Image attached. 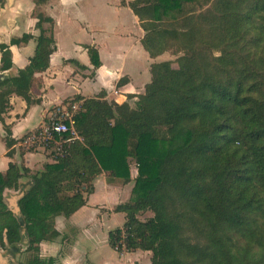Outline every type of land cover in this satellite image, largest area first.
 Segmentation results:
<instances>
[{
	"label": "trees",
	"instance_id": "1",
	"mask_svg": "<svg viewBox=\"0 0 264 264\" xmlns=\"http://www.w3.org/2000/svg\"><path fill=\"white\" fill-rule=\"evenodd\" d=\"M48 2L33 0L35 51L24 69L0 83V120L11 95L31 104L35 74L47 70L56 50L55 22L42 11ZM120 4L137 17L148 56L171 52L176 60L150 65L144 93L130 96L137 98L133 106L102 94L64 102L79 103L80 139L67 155L35 174L11 162L0 173V247L21 239L4 192L19 191L28 178L18 207L29 256L18 264H57L40 255V244L58 238L55 218L84 207L94 180L105 173L111 185L132 184L129 199L113 208L125 219L108 234L118 253L150 252L151 264H264V0ZM84 48L98 69L97 49ZM0 52L7 71L8 46ZM13 143L5 139L8 158ZM144 213L152 217L141 221Z\"/></svg>",
	"mask_w": 264,
	"mask_h": 264
},
{
	"label": "crops",
	"instance_id": "2",
	"mask_svg": "<svg viewBox=\"0 0 264 264\" xmlns=\"http://www.w3.org/2000/svg\"><path fill=\"white\" fill-rule=\"evenodd\" d=\"M102 9L105 16L98 18L94 14L96 7L88 0H49L42 7L44 14L55 22L56 50L50 57L47 70L35 74V83L30 91L31 104L27 105L17 95L9 98V106L0 120V140L5 148L0 173L6 172L10 162L24 166L32 173L43 171L46 164H53L54 160L46 154L24 151L19 144L26 134L45 123L57 108L73 105L64 104L66 100L77 95L94 98L102 94L107 102L133 106L137 98L130 96L144 93V87L150 81V65L157 63L160 57L151 59L144 51L140 43L144 32L129 8L122 6L119 0H110L105 1ZM34 11L33 0H0V45L8 46L12 63L9 70L1 71L0 52V83L4 82L1 77L5 80L15 77L19 70L29 64L34 54L38 36ZM23 35L34 38L19 45L11 43ZM85 46L97 49L101 62L98 69H93ZM120 80L122 84L118 85ZM74 104L79 106V103ZM7 138L14 142L8 149L13 154L10 158L6 156ZM36 166H40L39 169H35ZM25 180L20 182V192H4L9 210L12 203L18 205L20 193L25 192L32 182ZM25 185H28L26 189ZM130 185H111L106 181L105 173L99 175L93 182V192L86 197L84 207L69 218H55V229L59 236L52 242L41 243L40 255L56 259L57 264H151L150 252L118 253L109 246L108 236L106 241L98 243L100 236L91 230L95 223L103 222L106 212L114 214L113 208L122 204H114L116 200L120 202L123 194L119 189ZM99 192H104L107 197L116 195L117 198L112 203H105L99 198ZM87 219L89 225L84 223ZM61 221H64V230L59 229ZM123 224L118 228L121 229Z\"/></svg>",
	"mask_w": 264,
	"mask_h": 264
},
{
	"label": "built area",
	"instance_id": "3",
	"mask_svg": "<svg viewBox=\"0 0 264 264\" xmlns=\"http://www.w3.org/2000/svg\"><path fill=\"white\" fill-rule=\"evenodd\" d=\"M78 105H67L52 112L45 123L26 134L20 147L26 151L42 152L54 161L67 155L73 141L80 138L75 131Z\"/></svg>",
	"mask_w": 264,
	"mask_h": 264
},
{
	"label": "rangeland",
	"instance_id": "4",
	"mask_svg": "<svg viewBox=\"0 0 264 264\" xmlns=\"http://www.w3.org/2000/svg\"><path fill=\"white\" fill-rule=\"evenodd\" d=\"M105 1H110V0H88V3L90 2V4L93 5V7H96V11L94 12V14L98 15V18H103L105 16V10L102 9V7L105 6ZM120 1V0H119ZM126 2H128V0H125ZM86 2V1H85ZM85 2H83V4H85ZM145 55H147L145 53ZM161 60H164V61H172L174 62L176 60V56L175 55H172L171 52H166L164 53L163 55L160 56L159 60H157V62H160ZM173 67H176L175 63L173 65ZM4 143L0 140V167H1V164L3 163L4 161V158H3V153H4ZM25 151V149H23ZM19 158V155L17 156ZM41 157H39L40 159ZM132 168H131V172H132V175L135 176V173H136V170H135V165L132 163ZM40 166H36L35 169H39ZM29 174H35V172H31L29 171ZM29 179L26 178L25 182H27ZM26 186V185H25ZM132 184L128 187H126L125 189H119V191H122L123 194L121 195L120 197V202H118L116 200V202L114 204H117V203H123V202H126L129 198V195H130V188ZM28 187V185L25 187V189ZM24 188V187H23ZM28 189V188H27ZM26 189V190H27ZM11 196V194H10ZM14 196V195H12ZM99 198L104 200L105 203H112L113 201H115V199L117 198L116 195H113V196H106L104 194V192H99ZM115 214V213H114ZM109 214V213H105L104 214V218H103V222H98V223H95L93 225V227L91 228L92 231L94 232H97V236H100V239L101 241H99L98 243H103L104 241L107 240V236H108V232L111 231V230H114L116 228H118L120 225L123 224V215L122 214ZM152 217V214L151 213H144L142 215H140L139 219L141 221H145L147 220L148 218H151ZM64 221H61V224L59 223V229L61 230H64L66 229L65 228V224H62ZM66 222V221H65ZM84 223L86 225H89L90 224V221L87 219L84 221ZM27 247V244L23 242H20L19 244H17L14 248L17 250V252H14L13 250H10L9 251H6V249H3V250H0V254L3 255V258H4V255H8V254H12L14 257H15V261L14 263L12 264H18L20 263L21 261H24L26 259L27 256H29V254H26L25 253V249ZM109 252H111V249H108ZM42 254V253H41ZM6 255V256H7ZM2 258V260H3ZM6 258V257H5ZM44 258V257H43Z\"/></svg>",
	"mask_w": 264,
	"mask_h": 264
},
{
	"label": "water",
	"instance_id": "5",
	"mask_svg": "<svg viewBox=\"0 0 264 264\" xmlns=\"http://www.w3.org/2000/svg\"><path fill=\"white\" fill-rule=\"evenodd\" d=\"M1 79L3 81H5L4 77H1ZM24 194H25L24 191H22L20 193L18 201L24 196ZM10 210L12 211V213L14 214V217L16 218L17 222L20 225L19 233H20V237L22 239V242H23V244L26 243L27 246H28L29 242H28V236H27V232H26V228H25V223H24L23 217H22V215L20 213V209H19L18 205H15V203H12ZM5 244H6V246H5L6 247V251H9V252H10V250L14 251V249H15L14 247L15 246L9 245L6 241H5ZM14 252H17V250L15 249ZM6 255H4V258H3V255L0 254V264H12V263H14L15 257L12 254H8L7 256ZM2 258H3V260H2Z\"/></svg>",
	"mask_w": 264,
	"mask_h": 264
},
{
	"label": "flooded vegetation",
	"instance_id": "6",
	"mask_svg": "<svg viewBox=\"0 0 264 264\" xmlns=\"http://www.w3.org/2000/svg\"><path fill=\"white\" fill-rule=\"evenodd\" d=\"M22 191V190H21ZM19 192H20V190H19ZM18 202V201H17ZM13 216H14V214H13ZM5 236H6V233L4 232V234H3V240H4V238H5ZM4 242V241H3ZM20 242H22V239H20ZM19 242V243H20ZM19 243H16V244H9V245H11V246H16L17 244H19ZM6 245H5V243H4V247H0V250H3V249H6V247H5ZM27 248V247H26Z\"/></svg>",
	"mask_w": 264,
	"mask_h": 264
}]
</instances>
